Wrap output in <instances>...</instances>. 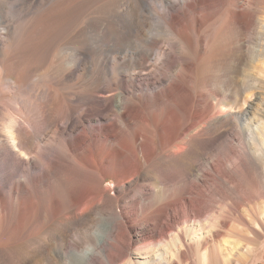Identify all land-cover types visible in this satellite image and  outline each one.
Here are the masks:
<instances>
[{"label":"bare ground","instance_id":"bare-ground-1","mask_svg":"<svg viewBox=\"0 0 264 264\" xmlns=\"http://www.w3.org/2000/svg\"><path fill=\"white\" fill-rule=\"evenodd\" d=\"M245 1L200 0L196 25L182 24L177 31L182 47L149 23L146 0H125L120 7L110 0L105 17L28 21L0 34V99L2 81L22 98L11 111L0 105L7 119L0 129V264H134L130 255L137 256L136 264H235L254 248L262 260L264 18L255 19ZM225 2L222 16L206 24L217 12L205 7ZM163 4L177 20L175 4ZM226 24L235 28L227 31ZM54 29L59 35L53 43ZM146 29L142 38L134 35ZM233 35L236 62L223 72L221 87L213 81L217 72L211 78L205 66L218 63L213 49ZM153 37L179 43L181 62L157 89L144 85L145 93L131 94L123 77L133 80L165 60L163 52L142 48ZM249 43L254 50L247 62ZM52 46L59 50L52 69L32 79L34 65L47 61ZM188 53L197 58L188 59ZM74 79L77 85L68 86ZM110 92L109 108L96 101ZM107 111L114 117L109 124ZM84 113L88 130L80 124L79 131L74 119ZM64 124L68 134L59 129ZM232 127L237 137L230 144L239 149L224 145L210 169L201 168ZM110 178L118 186L143 178L153 187L131 203L130 229L152 225L137 239L129 237L119 213L109 212L118 201L103 187ZM176 208L181 215L169 220L168 211ZM220 241H236L227 262L220 257ZM136 242L142 247L133 253Z\"/></svg>","mask_w":264,"mask_h":264},{"label":"rangeland","instance_id":"rangeland-1","mask_svg":"<svg viewBox=\"0 0 264 264\" xmlns=\"http://www.w3.org/2000/svg\"><path fill=\"white\" fill-rule=\"evenodd\" d=\"M109 1L110 0H81L79 4L73 5L72 2H74V0H0V34L7 35V32L13 33L19 24H25L28 21H42V20L55 21L57 19H63L66 21H69V20L76 21V20L86 19V18L90 19L91 16L92 18H100V16L105 17L106 15H108L105 12V8ZM113 1L116 6L118 5L120 7L122 2L124 3L125 0H113ZM164 1L165 0H146L145 4L148 5V8H147L148 11L145 13V16L147 19H149L148 20L149 23H152L154 25L157 24L161 26L173 38L179 41L182 47V44H181L182 41L178 37L177 31L180 29V26L182 24H186V25L192 24L193 26H195L197 19L199 17V11L202 9L203 6L201 5L200 0H170L171 2L175 4V8H173L175 9V13L173 10H172V13L177 18V20H173L167 13L166 9L163 7ZM247 1L250 3L248 4ZM190 5H192L193 8H191ZM210 5L213 8L207 9V6H206L205 7L206 11L207 12L216 11L217 13L215 15L216 17L214 16L215 18L213 17L212 20L207 19L206 24L211 23L215 19L220 18L222 16L221 15L222 12L228 7L227 2H225L224 4H218V5L210 3ZM246 5L248 8L246 7ZM125 7L126 6H124L123 8H120L119 11L124 10ZM244 8L251 11L255 19L257 18L260 19L262 17L264 18V0H246L244 2ZM153 27H155L156 29H159L157 26H153ZM254 27H255V24H252L247 34L248 36L252 37V34L254 33V30H253ZM194 28H193V31H194ZM226 28L228 31V30L234 29L235 27L232 25L226 24ZM4 29H7V30H4ZM54 31L56 32L57 30L54 29ZM151 31L154 36L158 35L157 30L154 31V29H152ZM67 32L68 31L66 30V33ZM148 32L149 31L147 29L143 30L142 32L141 30H138L134 33V35L138 39H140L142 38L141 33L149 34ZM58 35H59V32L57 31V33L53 35V37L52 36L50 37L51 38L50 41L54 43L55 41H53L52 38ZM43 38H48V37L44 36ZM230 38H231V41L229 42ZM230 38L229 39L225 38L226 41L223 40V43L224 41L226 43L219 46L220 49H223V50L218 51L217 49L219 47H216V46L213 49V55L214 56L216 55L219 57L218 63L212 65L214 61L210 60L211 61L210 68H206L205 66V73H207L211 78H214V71L217 72V78L215 77L213 81H215L214 83L216 85L221 86V87L225 86L223 85L225 82L221 78L223 72L225 73L230 72L233 64L236 62V57H234L237 51V49L234 46V41L236 39V36L233 35ZM228 42H229V45H228ZM176 43L177 42L176 41L174 42L173 39L172 40L164 39V38L159 39V37L157 39L156 37H153L150 47L149 46L142 47L144 51L149 50L152 52H155V51L158 52L157 50H159V52L161 53L163 52V54H165L166 57H165V60L152 64L149 71L142 76H135L133 80L129 78L128 76L123 77V80L127 81L126 86H127V90L129 91V93L134 94V95H137L139 93H145L146 90H145L144 85L151 87V89L152 88L157 89L162 82L164 81L166 82L170 80L169 78H171L174 68H176L177 65L181 62V56H182L181 48L178 45L179 43L177 44ZM151 46L152 47L154 46L153 47L154 49H152ZM184 47L186 48L185 45ZM149 48H151L152 50ZM253 50L254 48L251 43L246 45L244 52L246 53L245 55H246L247 62H249V59H250V56L252 55ZM49 52L51 53L46 62L44 63L38 62V64L34 65L32 72H31L32 79H37L42 76L44 77L52 69L54 62L59 55V50L55 49V47L52 46ZM197 54L196 56H193L192 53H188L187 58L192 60L194 57L197 58ZM227 54L230 55V60H225V58L228 56ZM222 55H224V57ZM67 57H68L67 55L64 56V58H67ZM198 58L200 59L203 58V53L199 55ZM211 68L213 70L212 72H211ZM80 74L81 73H78V75ZM2 84H3V89L5 90V92L3 93V97L0 99V105H4L7 109H9V111H11L10 108L12 109L21 104L22 98L20 94L15 92L16 90L9 88L6 82L2 81ZM67 85L68 86L77 85V81L74 79ZM112 89H117V86L112 87ZM195 89H197V87H195ZM112 95H113V92L112 93L110 92L104 95L103 97L96 99V101H98V103H100L102 106L109 108V105L112 100ZM195 99H196L195 94L192 93V100H195ZM185 100H190V98L187 95H185ZM154 110L155 109H152L151 111H149L148 115L151 116ZM85 114L86 113L82 115H78L74 119V124L77 128H79V131L81 127L80 124H82L88 130V127L86 126V124L85 125L83 124V121L85 119ZM104 116H105V123L109 124L114 121L112 112L107 111L106 113H104ZM6 123H7L6 116H3L2 114H0V129L3 126H5ZM60 127L61 128L59 129L63 133L65 134L69 133V124H64V125H61ZM52 136H53L52 134H49L44 139L47 141ZM236 137H237L236 127H232L228 129L227 131H225L224 133L225 139L223 140L221 145L218 144L214 146V151L210 154V156L206 158V160L202 162V165L200 167L210 169L211 163H212L211 160L213 159L215 160L217 158L216 155L220 156L221 154L220 150H222V148L225 146L232 147V149H239L237 144L235 143L232 145L230 144V142H232V139ZM43 145L44 143H39V146H43ZM137 183H139L142 186V188L137 187L136 186ZM103 187L111 198H118V201L114 205L115 207L113 206L112 207L113 209L112 208L109 209V212L119 213V215L122 217V221L126 223L128 226L129 237L131 238L134 237L137 239V236L139 234H142L144 230L151 228L152 225L150 224L148 226L142 225L140 228L136 230H132V228L130 229V224H129L132 218V215L134 214V207L131 203L134 202L136 198L140 197L139 193H142L144 195H147L150 193L149 189L150 187L151 188L153 187L150 186L149 181H146L143 178L142 179L139 178L138 180L133 179L129 183L123 184L122 186H118L114 182V180L110 178L104 182ZM201 190L205 192L206 188L202 187ZM3 191L4 193H7L8 188H4ZM194 191L196 193H199L197 189H194ZM194 191L191 193L192 194L191 196L192 198L195 199L197 198V195ZM121 194L123 196H126L125 199H122ZM184 197H182V202L184 201L187 202L186 198ZM241 213H244V212H241ZM180 215H181L180 210L176 208V209L169 210L167 217L170 220V219L177 218ZM218 244H219L220 257L222 261L225 260L224 262H227L228 255L234 248L233 246H235L236 241L231 243L232 244L231 246L226 243L223 244L221 241L218 242ZM140 247H142V244H139L138 242L134 243L132 252L133 253L135 251L137 252V249ZM136 257H137L136 255H130V260L133 261L134 264H136L135 262ZM259 257H260V251L257 248L256 249L254 248L252 250L251 255L248 258H246L243 263H235V264H264V253H263L262 260H257ZM123 260L125 261V258H123ZM96 263L98 264V262Z\"/></svg>","mask_w":264,"mask_h":264}]
</instances>
